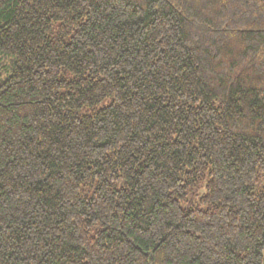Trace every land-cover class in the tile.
I'll list each match as a JSON object with an SVG mask.
<instances>
[{
    "label": "trees",
    "instance_id": "1",
    "mask_svg": "<svg viewBox=\"0 0 264 264\" xmlns=\"http://www.w3.org/2000/svg\"><path fill=\"white\" fill-rule=\"evenodd\" d=\"M0 264H264V0H0Z\"/></svg>",
    "mask_w": 264,
    "mask_h": 264
}]
</instances>
